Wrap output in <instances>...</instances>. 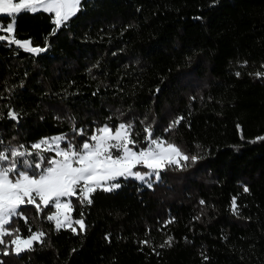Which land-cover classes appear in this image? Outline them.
I'll return each mask as SVG.
<instances>
[{"label":"trees","instance_id":"obj_1","mask_svg":"<svg viewBox=\"0 0 264 264\" xmlns=\"http://www.w3.org/2000/svg\"><path fill=\"white\" fill-rule=\"evenodd\" d=\"M54 27L49 13L21 12L15 37L46 50L0 41V147L54 136L80 146L130 123L133 150L151 126L198 159L151 186L126 178L91 204L73 198L84 230H56L51 208L23 206L27 223L7 227L43 231V243L20 255L0 245V264H264V0H82ZM195 71L216 81L188 95L177 81Z\"/></svg>","mask_w":264,"mask_h":264},{"label":"snow or ice","instance_id":"obj_2","mask_svg":"<svg viewBox=\"0 0 264 264\" xmlns=\"http://www.w3.org/2000/svg\"><path fill=\"white\" fill-rule=\"evenodd\" d=\"M81 4L82 0H0V14H6L10 18L7 25L0 23V32L8 34L0 35V41L7 40L10 45L15 44L27 52L39 54L46 49L32 47L31 41H21L15 37L18 14H51V22L55 26L54 34L81 10ZM256 75L260 76L261 73ZM9 116L12 119L17 118L14 113H9ZM181 119L182 117L174 121L168 130L179 124ZM144 132L148 146L139 151L133 150L137 141L133 139L130 123H120L115 130L104 125L89 137L91 143L85 141L80 146L69 142L65 147H61L66 137L56 136L33 144L32 150L24 145L8 149L0 147V245L6 246L3 255H9L7 248H12L16 255H20L32 250L34 242L43 243V231L32 232L29 229L30 235L22 237L18 228L10 230L7 227L15 217L22 218L27 223L28 218L24 215L23 206L32 205L39 213L43 211L41 205L46 208L52 204L56 212L48 215L47 219L55 222L56 230L68 228L76 232L70 216L71 203L62 198L78 195L82 203L91 204L92 193L98 189L112 191L119 188L121 185L115 181L122 177L149 182V178L154 176L159 180L160 172L167 167L175 165L183 168L185 165L181 164V161H197V156H189L175 143L154 137L151 126L145 127ZM45 151H54L59 159L44 157L42 153ZM30 157L33 159H29ZM137 166H143L149 171H134ZM244 191L247 192L248 188L245 187ZM232 211L238 214L235 197L232 200ZM74 223L79 225L81 230L85 229L82 219H77ZM4 237H11L10 242ZM165 244L171 246V237L161 247Z\"/></svg>","mask_w":264,"mask_h":264},{"label":"rangeland","instance_id":"obj_3","mask_svg":"<svg viewBox=\"0 0 264 264\" xmlns=\"http://www.w3.org/2000/svg\"><path fill=\"white\" fill-rule=\"evenodd\" d=\"M14 2H18V0H14ZM32 13V12H31ZM0 15H6V14H0ZM0 35H5L7 36L8 34L6 32H0ZM4 41H7V40H4ZM18 47V46H17ZM22 49V48H21ZM24 50V49H23ZM25 51V50H24ZM263 75H264V72H263ZM216 79L209 73V72H204L203 76H199L198 75V72L195 71V72H192L190 74H186L185 76H182L181 78L178 79L177 81V85L179 87H181L185 92L186 94L188 95H192V94H200V92L202 90H204L210 83L212 82H215ZM115 130V129H113ZM95 133V132H94ZM56 137V136H54ZM52 138V137H51ZM40 142V141H39ZM37 142V143H39ZM70 141H68V139L66 138L64 142H62L61 144V147H65L67 145V143H69ZM32 150V149H30ZM140 150V149H139ZM139 150H134V151H139ZM34 151V150H33ZM42 155H44V157L48 158V157H52V158H57L59 159V157H56L55 156V152L54 151H45L42 153ZM181 164H184V161H181ZM172 167V166H170ZM173 167H177L175 165H173ZM134 171H139L141 173H146L149 171V169H146L144 168L143 166H137V168L134 169ZM128 178H131V179H134V180H137L139 182H142V183H148V182H143V181H140L138 179H135L133 177H128ZM153 178H155L153 176ZM121 179H126V178H120L119 180ZM115 181L116 183H118V181ZM151 181V178H149V182ZM98 190H102V189H98ZM115 190V189H114ZM92 195V194H91ZM73 198H78V195L77 196H72V197H65V198H62V200L68 202L70 201V203L72 204V200ZM86 203V202H84ZM32 206V205H31ZM41 207L43 209H45V207H43V205H41ZM47 208V207H46ZM48 208H51L52 210V213L51 214H55L56 212V209L55 207L52 205V204H49ZM71 213H72V210H70V216H71ZM50 214V215H51ZM72 219V217H71ZM73 221V226L75 228H80L79 225H76L74 223V220L72 219ZM53 226L55 227V222L54 221H50ZM56 229V228H55ZM35 243V242H34ZM14 248V246H12ZM12 253H14L12 251V248L10 249ZM15 254V253H14Z\"/></svg>","mask_w":264,"mask_h":264}]
</instances>
